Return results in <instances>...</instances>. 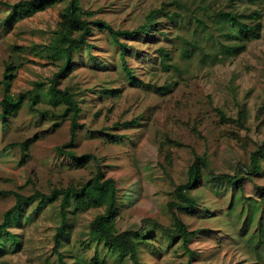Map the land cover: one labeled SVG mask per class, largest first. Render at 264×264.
<instances>
[{
	"label": "rangeland",
	"instance_id": "1",
	"mask_svg": "<svg viewBox=\"0 0 264 264\" xmlns=\"http://www.w3.org/2000/svg\"><path fill=\"white\" fill-rule=\"evenodd\" d=\"M172 1L80 0V4L93 12L88 19L130 30L142 24L153 9L177 10ZM179 2L184 4L179 12L187 16L178 25L180 30L171 27L166 37L158 33L124 39L134 50L127 56L128 66L148 86L129 81L120 65L118 46L106 31L96 28L88 36L89 47L75 56L73 71L61 79L59 87L72 91L81 108V127L73 149L78 155L92 153L97 159L80 168L58 149L69 140V120L58 119L59 108L49 111L46 104L48 80L61 62L39 53L51 40L65 2L18 21L11 29L2 23L5 9L0 10V80L6 64L12 63L16 69L11 94L43 82L40 94L45 95V103L37 107L47 111L41 115L32 110L26 97L15 115L0 116V191L29 195L35 190L49 193L54 187L79 185L98 163L116 182L119 215L115 227L139 230L150 244L140 243L142 264H264V238L258 237V228L264 229V161L260 173L243 174L242 189L231 188L236 175L246 172L250 153L264 142V0ZM220 9H259V37L248 41L242 53L222 62L202 61L198 54L182 61L175 36H190L195 22L188 16L194 13L211 23L212 14ZM205 43L211 47V40ZM162 45L172 53L171 62L178 69L164 71L161 67L157 48ZM167 83L171 85L168 91L153 88ZM2 92L0 85V99ZM217 110L231 118L242 113L243 126L224 122ZM130 120L136 122L122 125ZM108 134L120 138L111 141ZM35 135L38 138L22 160L20 143ZM195 155L203 157L205 164L200 186L189 192L197 208L178 213L189 230H197L186 248L161 227L171 226L167 202L173 199L174 188L186 182ZM14 202L12 193L0 194V222ZM35 208L36 202L23 205L18 223L0 233V264H58L57 252L73 264H131L89 234V222L103 207L68 212L66 232L56 247L59 201Z\"/></svg>",
	"mask_w": 264,
	"mask_h": 264
},
{
	"label": "trees",
	"instance_id": "2",
	"mask_svg": "<svg viewBox=\"0 0 264 264\" xmlns=\"http://www.w3.org/2000/svg\"><path fill=\"white\" fill-rule=\"evenodd\" d=\"M247 1L254 3L256 0ZM61 2H65V5L59 13V20L53 36L47 44L40 48L39 53L48 60L61 62L56 72L48 80L46 104L50 106L49 111L59 108V112L56 114L58 119L67 117L69 120V140L60 145L58 149L69 156L74 167L80 168L86 166L92 160L97 162V159L92 153L78 155L73 149L77 129L81 127L78 122L81 108L74 93L67 87L60 88L59 83L64 76L73 71L77 53L82 48L89 47L88 36H90L92 30L96 28L109 34L113 43L118 46L120 65L129 81L134 85L146 87L148 84L135 76L133 70L127 64V56L132 54L134 50L126 44L124 39L150 37L158 33L166 37L167 33L171 31V27L173 31L175 29L180 30L178 25L183 23V18L185 19L187 16H183L179 12L181 8H184V4H181L179 0H173L171 4L175 5L177 10L165 9L162 6L151 10L146 15L145 21L134 29H114L104 20L88 19L93 12L84 10L80 0H18L14 3L0 0V10L5 9L6 11L2 23L11 29L18 21L31 17L35 13ZM188 17H193L195 22V27L190 36L187 37L184 34L175 36L177 39L175 41V49L182 61H188L195 57L196 54L199 55L202 61L208 59L211 63L222 62L228 58L235 57L245 50L248 41L259 37L261 30V12L259 9H252L249 12L220 9L212 14L213 22L211 23L204 18L196 16L194 13ZM205 40H211L210 48L206 47ZM129 47L133 51L129 52ZM157 49L160 65L164 71L169 70L170 67L178 69L176 62H171L173 60L172 53L165 46H159ZM15 69L12 63H7L3 77L0 80V85L3 87L0 99V116L5 119L15 115L26 97L30 99V108L32 110H37L39 114L45 115L47 111L37 107L38 103H45V95L40 94V90L45 87L43 82H34L33 88L21 91L16 95L11 94L10 87ZM170 86L167 83L162 86L153 85V88L162 93L168 91ZM217 112L220 119L224 122L236 121L238 125L243 126L245 119L242 113L237 118H231L225 116L220 110H217ZM134 122L136 120L125 121L122 125L129 126ZM110 136L112 137L111 141H116L117 138H120L119 135L108 134V137ZM37 138L38 136L35 135L20 143L22 160L25 159L30 146ZM262 161H264V142L250 153L246 172L236 175L237 178L235 181L233 180L231 188L238 187L242 189L241 179L260 173L262 171ZM203 167H205L203 157L195 155L188 166L186 182L174 188V197L167 202V208L172 219L171 226L161 227L172 239L178 238L186 248L188 247V241L192 236L196 235L197 230H189L178 213L191 212L197 208V200L189 195V192L200 186ZM243 174L246 176H243ZM224 177L232 178L229 175H224ZM5 193H12L15 196V202L3 213L0 222V233L7 231L9 225L18 223L19 218L17 219V216L21 213L23 205L36 202L35 209L38 210L51 202L59 201L61 221L54 234V247H56L62 243L61 239L66 232L68 212L75 214L91 207H103L104 211L95 215L88 224L91 238L98 243H102L109 251L116 253L119 258H127L131 264H142L139 252L140 243L148 244V241L140 235L139 230H118L115 227V220L119 215L116 182L114 178L105 175L104 170L98 163L90 177L79 185L69 184L63 188L54 187L49 193L35 190L29 195L10 190L0 191V194ZM248 219L246 218V221ZM245 228V225H243L241 231L243 232ZM258 230V237L264 238L262 226ZM57 254L58 264H73L65 262L60 252H57Z\"/></svg>",
	"mask_w": 264,
	"mask_h": 264
}]
</instances>
